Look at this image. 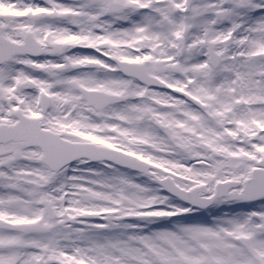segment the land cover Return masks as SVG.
Here are the masks:
<instances>
[{
	"label": "snow or ice",
	"instance_id": "obj_1",
	"mask_svg": "<svg viewBox=\"0 0 264 264\" xmlns=\"http://www.w3.org/2000/svg\"><path fill=\"white\" fill-rule=\"evenodd\" d=\"M0 264H264V0H0Z\"/></svg>",
	"mask_w": 264,
	"mask_h": 264
}]
</instances>
